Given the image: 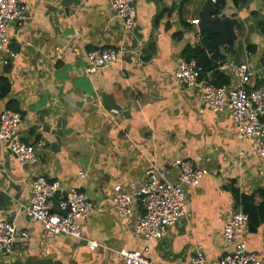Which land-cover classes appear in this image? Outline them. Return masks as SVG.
I'll use <instances>...</instances> for the list:
<instances>
[{"label":"crops","instance_id":"0c3cea01","mask_svg":"<svg viewBox=\"0 0 264 264\" xmlns=\"http://www.w3.org/2000/svg\"><path fill=\"white\" fill-rule=\"evenodd\" d=\"M19 1L26 20L21 27L9 25L18 56L0 65V78L9 84L0 112L11 106L20 113L19 137L35 146L38 161L21 166L0 142V218L29 232L0 264H123L120 249L142 251L154 264H190L197 249L209 261L230 252L223 227L243 209V197L262 201L264 159L249 139L237 137L229 112L206 106L200 86L174 81L177 65L186 60L184 49L201 44L199 24L191 21L200 23L207 0H133L130 32L110 0ZM220 12L236 20L231 49L220 48L223 61L246 62L259 82L264 0H225ZM110 47L119 50V61L87 74V52ZM219 73L227 90L236 85L229 70ZM206 82L214 83L212 71L201 76ZM176 159L208 172L199 186L187 188L185 217L163 239L146 241L133 233L134 215L120 217L113 210L112 188L142 182L151 168L166 170L174 181ZM39 174L63 190L78 188L92 202V212L78 221L85 239L46 237L40 224L27 220L24 207ZM134 208L141 213L138 201ZM249 224L242 237L264 264V224ZM87 240L98 248L90 249Z\"/></svg>","mask_w":264,"mask_h":264},{"label":"built area","instance_id":"2783aa9c","mask_svg":"<svg viewBox=\"0 0 264 264\" xmlns=\"http://www.w3.org/2000/svg\"><path fill=\"white\" fill-rule=\"evenodd\" d=\"M215 3L217 0H210ZM114 15L122 21L124 32H130L136 22L133 0H110ZM26 9L19 0H0V65L7 66L17 59L18 53L10 45L9 25L23 26ZM191 24L198 25L199 20ZM119 50L104 48L89 50L86 54L87 74L99 68L111 66L119 61ZM219 72H229L237 78L236 85L227 90L226 86L214 83H201V67L195 60L181 61L174 73V81L188 88L199 87L202 100L214 113L229 112L236 135L249 139L254 153L264 159V76L257 82L246 62L233 65L218 62ZM21 115L19 112L4 108L0 112V142L2 148L13 154L21 166L34 165L38 161L35 146L25 143L19 137ZM171 167L178 170L177 178L172 181L164 169L151 168L140 183L127 186L116 185L110 197L113 210L120 217L134 215L133 233L149 240L163 239L169 228L185 217L187 213L186 190L199 186L208 170L196 166L189 160L176 159ZM84 179V171L78 173ZM139 203L141 213L135 214V202ZM93 210L89 198L78 188L61 189L57 181L48 180L43 174L33 178L30 184L29 203L24 207V215L31 223H38L46 237L70 236L85 239L78 221L86 219ZM249 217L238 207L226 222L222 231L225 243L233 244L230 252L217 260L209 261L197 249L190 264H263V258L248 249L242 237L247 231ZM27 230H17L14 222L0 218V257L10 255L22 239H27ZM86 244L92 250L98 248L94 241ZM118 255L123 264H154L142 251L120 249Z\"/></svg>","mask_w":264,"mask_h":264},{"label":"trees","instance_id":"16d2710c","mask_svg":"<svg viewBox=\"0 0 264 264\" xmlns=\"http://www.w3.org/2000/svg\"><path fill=\"white\" fill-rule=\"evenodd\" d=\"M238 1L244 0H235ZM225 0H217L214 3L215 8L220 10L224 6ZM225 45L227 50L231 49V42L225 41L219 35L201 33V44L195 47H187L183 51L186 60H195L197 65L201 67V76H205L207 72L212 71L214 74V84L217 86L225 83L223 75L216 72L218 62L223 61V56L220 53V48ZM9 90V84L3 78H0V96H4ZM9 109L15 110L11 106ZM262 201L254 203L251 196L243 197L241 204L244 212L249 216V221L254 227L264 224V190L260 191Z\"/></svg>","mask_w":264,"mask_h":264},{"label":"water","instance_id":"95a60500","mask_svg":"<svg viewBox=\"0 0 264 264\" xmlns=\"http://www.w3.org/2000/svg\"><path fill=\"white\" fill-rule=\"evenodd\" d=\"M220 14V10L215 8L210 0H207L199 23V31L221 35L228 42L235 40L236 35L233 29L236 20L229 17H221ZM249 227L252 228V225L249 224Z\"/></svg>","mask_w":264,"mask_h":264}]
</instances>
